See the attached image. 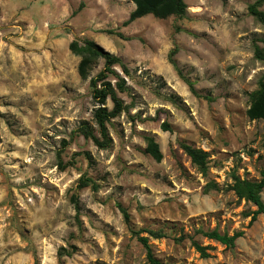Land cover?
Listing matches in <instances>:
<instances>
[{"label": "rangeland", "instance_id": "374dc122", "mask_svg": "<svg viewBox=\"0 0 264 264\" xmlns=\"http://www.w3.org/2000/svg\"><path fill=\"white\" fill-rule=\"evenodd\" d=\"M184 1V17L147 14L123 25L131 0H0V264H150L134 231L163 264H264V216L250 223L256 207L226 190L233 171L258 179L264 169V122L246 116L264 74L253 53L254 43L264 46V25L247 11L255 0ZM85 38L128 70L113 67L128 108L106 123L104 149L77 132L87 122L98 135L89 78L103 59L81 79L69 49ZM147 136L160 161L144 152ZM181 142L208 152L206 175ZM81 176L98 188H77ZM209 181L219 189L204 192ZM213 228L243 235L226 247L195 232Z\"/></svg>", "mask_w": 264, "mask_h": 264}, {"label": "trees", "instance_id": "16d2710c", "mask_svg": "<svg viewBox=\"0 0 264 264\" xmlns=\"http://www.w3.org/2000/svg\"><path fill=\"white\" fill-rule=\"evenodd\" d=\"M134 3V9L129 13L128 18L123 21V25L130 23L131 21L140 18L144 15L151 14L154 17L166 18L174 15L177 17H184L186 15L187 5L184 0H131ZM264 4V0H255L247 7L248 13L253 16L258 22L264 25V10L260 7ZM112 32V31H109ZM264 42V39H262ZM69 49L72 53L79 55L80 59L77 64V73L81 79H87L90 70L98 62L99 59H103L102 68L93 76L89 78V86L91 87V95L94 101L97 102V107L93 110V120L97 126V133L87 122H82L77 128V132L82 134L85 138H89L93 143L101 149L107 148L111 143V138L108 133L106 123L123 111L127 110V105L117 96V92H123L127 89L125 80L120 77L113 67L119 65L123 72L128 73L126 66L122 63V60L117 55L107 51L95 41L85 38L82 41L76 39L70 41ZM176 53V48L170 51L169 61L176 67L175 61L172 56ZM254 58L264 62V46L260 47L258 44L253 45ZM113 74L116 77V81L112 83L108 79V75ZM190 87V90L195 92L193 84L185 79ZM249 105L246 109V116L250 120H262L264 122V74L258 80V86L249 94ZM110 98L112 107L108 109L105 105L106 99ZM163 130H169L170 127L166 122L161 124ZM67 144V141L62 140V148ZM180 147L184 153L190 158V161L195 167L203 174L206 175L208 170V152L201 148L194 147L186 142H181ZM61 150L57 151V167L63 170L67 163H64L61 158ZM144 152L149 154L154 160L160 161L162 159V152L159 144L152 136L146 137V146ZM88 155V154H86ZM232 183L227 185L226 190L234 192L238 200H246L251 202L256 209L251 212L250 223H252L257 215L262 214L264 216V202L261 198V192L264 188V169L259 172L258 179L241 178L234 171L231 174ZM91 187L96 190L98 185L90 178L81 176L77 183V188ZM219 189V186L214 181H209L205 184L203 191ZM70 201L76 211V217L80 211L79 200L76 194H71ZM119 209L123 215L124 221H129V215L126 209L120 205ZM148 234L153 238H159L163 236L160 231L152 229L147 230ZM195 232L200 233L208 239L218 241L226 247H233L237 238L243 235V231L233 232L231 235L226 231L220 232L217 228L211 230L197 229ZM137 235V240L143 245L146 251V258L150 264H163L160 260L154 257L150 244L148 243L147 236H140L137 231H134ZM183 237H179L177 240H182ZM192 246L200 254L201 257H209L208 246L202 245L196 240H191ZM58 252H66L63 247H60Z\"/></svg>", "mask_w": 264, "mask_h": 264}, {"label": "bare ground", "instance_id": "6f19581e", "mask_svg": "<svg viewBox=\"0 0 264 264\" xmlns=\"http://www.w3.org/2000/svg\"><path fill=\"white\" fill-rule=\"evenodd\" d=\"M194 9V8H193Z\"/></svg>", "mask_w": 264, "mask_h": 264}]
</instances>
